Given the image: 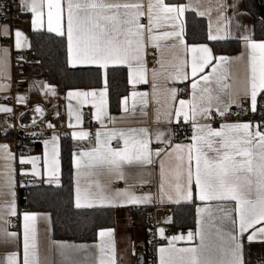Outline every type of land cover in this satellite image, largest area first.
<instances>
[{
  "label": "snow or ice",
  "instance_id": "obj_1",
  "mask_svg": "<svg viewBox=\"0 0 264 264\" xmlns=\"http://www.w3.org/2000/svg\"><path fill=\"white\" fill-rule=\"evenodd\" d=\"M19 6L33 14L35 28L44 27L47 10V30L66 37L67 63L71 67L95 66L102 70L104 89L68 93L69 98H83L85 102L89 97L93 100L98 97L99 103L93 106L96 108L95 119L101 123L107 116L104 98L110 67L127 66L130 83L146 84L149 83L145 60L148 47L159 51L162 42L171 41V48L179 46L185 53L192 54L190 73L185 70L187 60L178 58L175 71L166 77L171 81L191 80L190 99H179L182 90L169 88L165 111L161 113L157 108L156 116L158 124L163 116L168 125H189L192 135L186 137L188 142H175L176 133L172 127L164 131L159 128L155 130V141L163 145L155 149L151 147L153 138L147 129L98 130L94 146L73 154L76 169L75 207L89 209L151 203V194L137 195L132 190L134 185L128 183V170L141 172L158 163L159 202L167 200L170 203L183 201L195 204L200 201L202 204L197 207L196 230L189 231L186 236L171 237L168 247L159 249L160 264H246L245 234L251 229L247 241L264 242V121L224 122L219 127H213L211 123L217 117L225 120L233 105L240 107L241 95L249 101L253 112L257 111L258 97L264 96V41H256L248 34L232 36L229 28L231 19L225 13L228 7L234 8L236 5L229 6L226 0H216V24L215 27L209 24L206 37L208 41L242 40L245 51L236 58L217 56L206 43H186L182 17L187 10L197 11L200 16L209 15L211 20L213 9L199 10V3L193 6L166 0H20ZM3 34H8L6 27ZM15 35L16 46L20 47V31L17 30ZM234 61H244L246 64L243 86L235 90L234 84L228 82L233 79L229 66ZM156 63L159 69L151 70L153 97L158 90L157 78L166 67L161 59H157ZM206 68L211 71L204 74ZM138 95L142 102L147 103V93H132L133 97ZM19 99L23 100V97ZM124 110L127 112V107ZM11 111L0 106V112ZM35 111L42 112V109L37 107ZM75 119L80 122L79 112ZM108 119L112 120L111 117ZM90 135L84 131L72 133L73 138L79 140L88 139ZM57 139L54 135L50 141H45V164L50 177L59 183ZM111 140L118 141L115 147L111 146ZM119 141H123L122 146ZM165 157L175 161L173 167L166 169ZM37 159H21L20 163H32V174L39 175L36 171ZM0 160L7 162L0 172L4 178L3 188L7 191H0V196L8 197L0 205V245L19 248V234L8 228L11 223L9 218L18 216L14 168L11 164L14 156L8 145H0ZM117 181H124L127 187H113ZM36 220L35 214L23 213L22 253L14 250L0 256V264H41ZM229 224L231 227H226ZM159 231L163 236V229ZM112 237L113 230H101L97 245L58 247L79 250L95 247L98 253L96 264H116ZM178 240H186L189 246L177 248L175 242ZM196 240L198 243H191Z\"/></svg>",
  "mask_w": 264,
  "mask_h": 264
},
{
  "label": "crops",
  "instance_id": "obj_2",
  "mask_svg": "<svg viewBox=\"0 0 264 264\" xmlns=\"http://www.w3.org/2000/svg\"><path fill=\"white\" fill-rule=\"evenodd\" d=\"M197 3L201 5L199 10H204L206 8L211 7L213 11L210 13L211 20L209 15L200 16L197 14V11H193L191 9L187 10L182 17L185 24V15L186 13H192L197 18L203 19L205 21L206 33L209 31V24L211 23L213 27L216 24V16L217 12L216 8V0H184L183 5L192 4L195 6ZM226 3L231 6L235 4L236 6L228 7L225 15L231 19V23L229 28L232 32L233 37H239L241 34L251 35L253 39L254 37V29H253V19L252 17L243 10L241 0H226ZM19 10L21 12V18L19 22L13 27L8 26L0 21V106L10 108V105L7 102V99L10 95V79L12 74V64L13 58L12 53L14 52L16 55L21 57L20 53L23 51H28L29 45V36L32 32H45L52 35H56L55 33L49 32L47 30L46 24V9H45V25L42 28H35L33 26V14L31 12L23 10L19 6ZM142 22L146 23V20ZM237 25H240L237 28ZM7 28L8 34L4 35V28ZM245 29L247 31H245ZM20 31L21 36L20 47L16 46L17 37L15 35L16 31ZM58 36V35H56ZM11 37L12 39V47H9L5 44V40ZM62 37V36H58ZM66 39V37H64ZM256 41H264L257 40ZM223 41H234L239 45V49L235 54L229 55H218V56H226L230 58H236L241 55L245 51L244 43L240 39L230 38L228 40L222 41H209V42H223ZM171 41L167 43H161V49L158 51L155 48L148 47L147 55L145 57L146 67L148 71V79L149 83H139L133 85L129 82V69L127 66H116L114 68H123L126 71V85L127 91L120 99L117 110H112L109 104V95L108 90L105 95V109L107 112V116L103 118V123L97 121L95 119L96 108L93 106L94 104L99 103V98L93 100L91 97L88 98L87 102L84 101L83 98H69V92L75 91H91V90H102L105 88L103 72L100 71V86L91 89H76L69 91H58L56 88L47 85L41 79L37 78H29L27 85L24 87L21 94L16 97V115L18 118L19 126L21 129L29 128L30 125H39L41 123L40 118L43 113V108L41 105L43 97L48 98V103L53 111H58L63 113V118L59 120V125L63 128H66L69 132V140L72 142L73 151L71 153V164H72V181H73V205L75 207V187H76V169L73 164V154L90 148L95 145V141L92 143L86 142L87 140H79L74 139L72 136L73 132L84 131L87 132L84 128L83 122L85 118H89L92 120L97 128V131L102 132H110L112 130H125L128 129H147L149 134L153 138V142L151 147L153 149L158 147H163L162 144H159L155 141V130L159 128L164 131L169 127L175 129V142H184L187 143L186 137H190L192 135V129L187 124H181L184 130V134L177 133V127L175 124L168 125L164 122L163 116H161V122L156 123L157 116V108L160 109V112L163 113L168 104V95L167 89L169 88H177L182 89L184 91L183 97L179 95V99H190V84L191 80L180 82V81H171L166 79L169 73L175 71V66L179 64V59L187 60L188 66L185 70L190 73V64H191V56L190 52L185 53L181 47L171 48L169 45ZM67 44V40H66ZM205 44V43H202ZM207 44V43H206ZM188 45H199V44H188ZM209 45V44H208ZM209 47H211L209 45ZM7 50L6 57L4 56V50ZM68 55V53H67ZM179 58V59H178ZM157 59H161L164 61L166 67L163 70V73L157 78L158 90L156 92L155 97H153V89H152V76L151 70L153 68L159 69V65L156 63ZM24 60V59H23ZM153 61L151 65L150 62ZM69 65V64H68ZM69 67H71L69 65ZM73 68V67H71ZM76 68H96L95 66H78ZM112 68V67H110ZM109 68V69H110ZM211 71L210 68L205 69V73L207 74ZM229 71L233 79H230L228 82L234 84V90L237 88H242L243 81L246 75V64L244 61H234L229 66ZM107 88V86H106ZM51 89V91H50ZM147 93V103L142 102L141 97L138 95L136 97L132 96V93ZM54 93V94H53ZM26 95L28 97V101L20 100V97ZM125 98H127V104H125ZM157 100L159 103H157ZM133 104H135V110L133 112ZM240 107L233 105L230 109L233 110L235 108H240L245 115L255 114L258 117H262L264 119V96L258 97L257 111L253 112L250 109L249 101L241 95L239 97ZM39 107L42 109V112H36L35 109ZM127 107L128 111L126 112L124 109ZM79 112L81 115V120L78 123L75 119L76 113ZM11 112H0V120L3 122V125L0 128V145H8L9 150L12 153V148L9 144L10 132L7 123L2 119L3 116L10 115ZM108 117H111L112 120L109 121ZM236 123V122H231ZM71 125V126H70ZM216 127H219L216 126ZM58 137L57 144L59 147V153L61 150L62 139L57 133H51L48 137L38 145L27 147V151L18 157L17 159L14 157V160L11 161L12 167L14 168V180H15V203L16 208L18 210V200L16 193L17 183L21 185L29 180L33 183H42L44 185H51L58 187L61 184L60 180V172H61V162H60V171H59V183H56L54 179H52L46 169L45 164V154H46V146L45 141H50L53 136ZM118 143L117 140H111V146L115 147ZM119 143L123 144V141H119ZM14 156V155H13ZM33 158H38L36 161V171L39 175H33L32 169L33 165L30 162L20 163L21 159L25 161H31ZM166 169L174 166L175 161L169 159L167 157L164 158ZM7 163L3 160H0V172H2L3 165ZM129 177L128 183L134 185L132 189L137 195L143 194H151L153 200L149 204H141V205H126L123 207H95V208H110L114 210L115 216V224L112 228H106L101 230H113L112 240L115 244L116 250V264H147L146 254H147V246L149 244L148 230H146L141 223L132 222L130 209L133 208H142V207H152L155 206L160 211L156 215V223H157V237L159 238V245L156 249V262L160 264V253L159 249L161 247H168L170 238L173 236H186L189 231H195L197 228V223L195 222V226L193 228H183L177 229L171 225V211L167 214L161 212V208L169 207L172 208L177 205H185V204H193L190 202H181L170 203L167 200L161 203L157 199L159 184H160V175H159V165L158 163H154L153 165L147 167L141 172H138L136 169H129ZM3 177L0 176V191L6 192L7 189L3 188ZM52 180L50 183L49 181ZM113 187L115 188H125L127 185L124 181H117ZM8 197L0 196V205L7 200ZM202 206L200 201H196L194 204L195 207V221H197V207ZM76 208V207H75ZM94 209V208H89ZM88 210V209H87ZM25 211L21 210L19 219H20V232H18L21 240V246L18 248L14 245L2 246L0 245V256L11 252L18 251L22 253V233H23V213ZM31 213V212H29ZM37 216V220L35 222L36 228V240H37V248L39 252V257L41 260V264H96L97 262V249L95 247H89L87 250H79L75 248H60L59 245H97L100 243L99 232L97 233L96 240L91 243H76L69 240L58 241L53 238L52 232V223L51 216L49 213L45 212H32ZM13 217H10V221ZM262 225H257L260 227ZM226 227H231V225H226ZM9 231H12L8 226ZM160 229H163V236L160 235ZM251 229L249 233L245 234L243 238L244 242V250H245V258L246 264H264V242L254 241L249 243L246 239L247 235L251 234ZM192 244L198 243V240L191 242ZM175 246L177 248H183L189 246V242L186 240H178L175 242ZM142 258V262L140 259Z\"/></svg>",
  "mask_w": 264,
  "mask_h": 264
},
{
  "label": "trees",
  "instance_id": "obj_3",
  "mask_svg": "<svg viewBox=\"0 0 264 264\" xmlns=\"http://www.w3.org/2000/svg\"><path fill=\"white\" fill-rule=\"evenodd\" d=\"M182 4L184 0H166ZM242 8L253 19L254 37L264 40V0H241ZM206 24L192 13L185 15V40L187 44L207 43L218 55L235 54L239 45L234 41L209 42ZM28 51L32 59L24 63V74L41 79L58 91L91 89L100 86V71L96 68H71L67 63V44L64 37L45 32H32ZM107 90L111 111L117 110L121 97L127 91L126 71L123 68L108 69ZM38 145V144H36ZM34 146V145H27ZM72 142L62 139L60 150L61 184L58 187L34 183L28 190L20 191L19 205L25 212H45L51 216L53 238L76 243H91L101 229L115 224L114 210L110 208L77 209L73 205V181L71 153ZM130 209V215L147 230L144 215L148 207ZM171 225L177 229L195 226L194 204L171 208ZM148 248V246H147Z\"/></svg>",
  "mask_w": 264,
  "mask_h": 264
},
{
  "label": "built area",
  "instance_id": "obj_4",
  "mask_svg": "<svg viewBox=\"0 0 264 264\" xmlns=\"http://www.w3.org/2000/svg\"><path fill=\"white\" fill-rule=\"evenodd\" d=\"M20 0H0V21L4 24H7L10 27L16 25L20 18L21 12L19 10ZM5 44L9 47H12V39L8 37L5 40ZM20 58L14 52L12 53L13 64H12V74L10 79V95L7 99V102L11 107L10 115L3 116L2 119L7 123L10 132L9 144L12 148V154L17 159L21 155H23L27 151V145H36L43 142L49 134L57 133L61 139H68L69 132L66 128H63L59 125V120L63 118V113L58 111H53L48 103V98L43 97L41 105L43 108V113L40 118L41 123L39 125H30V127L21 129L19 126L18 118L16 115V97L21 94L24 87L28 83L29 77L24 74V63L30 61L32 59L31 53L29 51H23L20 53ZM24 59V60H23ZM153 64V61L150 62ZM182 90V89H181ZM180 96L183 97L184 91L182 90L179 93ZM24 101H28V97L23 95ZM264 121L262 117H258L255 114L245 115L240 108H235L230 111L229 115L225 118V120L217 117L214 121H212L213 127H216L224 122H252L259 123ZM52 125V127H49ZM84 128L88 133H90V137L86 139L88 143H92L95 141V134L97 132L96 124L90 120L89 118H85L83 122ZM177 133L184 134L183 127L180 125L177 127ZM34 183L29 180H26L22 185L17 183L16 193L18 200V216L13 217L11 219V223L9 225L10 229L15 232H20V219L19 213L21 211V207L19 205L20 191L22 189L28 190L33 187ZM140 209V208H138ZM160 210L157 207L152 206L148 207L145 212V218L147 223L148 237L150 239L146 260L147 264H157L156 262V249L159 245V238L157 237V223H156V215ZM171 211V208L164 207L161 208V212L167 214ZM132 222H136V217H131Z\"/></svg>",
  "mask_w": 264,
  "mask_h": 264
},
{
  "label": "rangeland",
  "instance_id": "obj_5",
  "mask_svg": "<svg viewBox=\"0 0 264 264\" xmlns=\"http://www.w3.org/2000/svg\"><path fill=\"white\" fill-rule=\"evenodd\" d=\"M2 125H3V122H1V120H0V128H1Z\"/></svg>",
  "mask_w": 264,
  "mask_h": 264
},
{
  "label": "water",
  "instance_id": "obj_6",
  "mask_svg": "<svg viewBox=\"0 0 264 264\" xmlns=\"http://www.w3.org/2000/svg\"><path fill=\"white\" fill-rule=\"evenodd\" d=\"M139 259H140V262H142L143 259L142 258H139Z\"/></svg>",
  "mask_w": 264,
  "mask_h": 264
}]
</instances>
